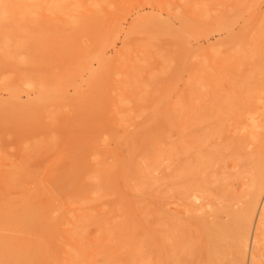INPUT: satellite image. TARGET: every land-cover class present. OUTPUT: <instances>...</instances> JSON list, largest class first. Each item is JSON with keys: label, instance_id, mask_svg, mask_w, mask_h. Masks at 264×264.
<instances>
[{"label": "rangeland", "instance_id": "374dc122", "mask_svg": "<svg viewBox=\"0 0 264 264\" xmlns=\"http://www.w3.org/2000/svg\"><path fill=\"white\" fill-rule=\"evenodd\" d=\"M263 15L264 0H0V171L7 172V179L0 183V264H167V244L171 243L167 242V233L181 240L173 243L172 247L178 243H190V252L187 245L181 251L177 250L179 245V248L173 249L179 253L184 251L182 257L177 253L181 258L180 264H213L214 259L208 255L210 252H215L214 258L217 260L218 257L221 264L237 263L240 257L232 244H236L237 235L234 233L238 228L235 229L237 226L227 223V220H230V212L236 213L237 209L239 211L244 207V201L246 203L249 198L246 193L251 191L250 186L254 183L252 180L258 182L259 171L264 170L263 136V142L259 139L254 143L255 147L250 145L249 139L248 144L243 140L248 138L249 122L262 118L257 115L259 112L254 116L257 105L260 106L258 101L262 99L256 100L250 95H254L256 90V98L264 95V88L261 91L258 86L260 81L255 82L257 78L261 80L259 76L262 73L261 78L264 77V72H261L264 64L259 70V60V66L253 70L261 72L258 71L260 75L257 77L256 74L257 78L252 75L257 84L254 86L253 83V87L258 86L259 89L252 90L248 84L253 82V78L246 72L245 80L241 73L245 72L242 71L244 68L248 70V63L245 65L247 48L245 50L244 47L249 38L260 39L258 43L263 44H259L261 48L255 56L262 53L264 56ZM227 36L228 39L232 37L229 40L234 38L232 42L236 45L228 43ZM237 42L245 43L242 44L243 50L239 47L241 43L237 45ZM245 55L243 62L241 57ZM221 60L225 62L221 63ZM228 63H231V68L241 64L236 71L234 69V73L239 74L237 78L232 73L233 69L230 72ZM250 72L252 74V70ZM235 80L240 84L239 92L233 90L237 89ZM240 81L246 84L249 81L246 85L247 89L250 87L248 96L245 94L247 90L243 89L245 85ZM217 88L219 94L224 92L220 90L223 88L226 92L233 90L234 95H231L233 91L228 92L230 95L224 92L223 95L228 98L223 99L215 93ZM60 90L67 93L64 102L57 100L56 110L44 111V100ZM75 91L80 93L82 100H87L88 108L84 107L88 109V116L84 117L85 114L82 118L86 122L74 115L77 110L73 105L79 101ZM239 94L252 98L245 100L247 97ZM237 95L242 104L245 100L244 108L240 102L231 106L236 100L233 96ZM221 100L223 110L217 107ZM249 101L253 106L250 107L252 104ZM260 103L263 104V100ZM17 105L24 107L23 119L17 118ZM204 107L206 115H203L207 118L202 119L203 109H200ZM224 108L227 112L221 114L225 112ZM79 112L84 113L82 110ZM227 114L232 120L227 118ZM197 116L201 123L208 120L212 122L210 126L218 127V135L213 128L216 132L209 135L206 142L202 141L205 138L203 132L209 124L198 122L200 126H197ZM54 118L58 123L52 121ZM250 118L258 120L251 121ZM192 120H196V128L192 126L194 122L189 123ZM75 121H79L80 125L77 126ZM183 121L195 128L192 134L185 133L189 125L185 128ZM74 122L76 125L72 126L75 128L71 126ZM70 126L74 129L65 130L71 129ZM202 126L204 136L197 131ZM208 128L206 133L211 131ZM263 131L259 132L264 134ZM183 133L194 140L202 136L199 139L205 142L204 148L207 147L206 151L210 152L209 158L205 150L200 151L197 139L190 141L201 152H197L200 162L208 164L204 162L200 167L202 164L199 163L202 169H197L202 172L198 171L193 177L187 174V178L197 179L194 180L197 185H204L205 189L198 186L200 190H205L202 196L206 190L212 192L209 198L216 201L208 200V193L204 197L207 196L205 199L215 208L209 205L197 213H191L186 208V214L184 199L181 198L183 201L177 206L181 201L174 195L177 188L171 186L169 190L167 187L171 180H175L173 173L177 174L175 169L172 170L176 167L174 164L179 166V163L185 162L186 152H182L185 155L179 152L183 150L179 141L186 146L189 138ZM181 135H184L185 144L181 142ZM228 139L234 140L233 143ZM93 141H96L95 144ZM262 143L263 146L259 147ZM189 144L187 146L191 149ZM184 149L187 151L189 148ZM178 152L185 157L180 158ZM176 159L180 162H174ZM206 159H210L211 163ZM151 163H154L153 169L147 168ZM184 166L182 171L186 170ZM192 168L194 171L195 168ZM178 186L180 189L181 186ZM187 186L184 188L188 189ZM223 196L227 197L226 202V198L217 200ZM257 204L259 207L256 206L252 217L248 248L241 264H264V187ZM216 205L220 212L216 210ZM223 206L230 209L223 211ZM213 211H218V218L212 217ZM179 218L183 224L186 223L183 229L177 225ZM195 221L200 224L196 228L201 233L192 228L191 224H196ZM213 222H221V226L227 223L229 230L220 233L222 236L214 237L209 233ZM187 224H190L191 230L186 227ZM201 234L208 236L209 240L205 241ZM207 242L209 245L215 242L212 243L214 246L210 245L212 251L210 246L207 247L210 251L205 248ZM203 249L206 259H213L210 263H207L210 260L204 261L206 255ZM216 252L222 256L219 257ZM171 257H168V264ZM193 258H196L195 261ZM175 261L172 263L176 264Z\"/></svg>", "mask_w": 264, "mask_h": 264}, {"label": "bare ground", "instance_id": "6f19581e", "mask_svg": "<svg viewBox=\"0 0 264 264\" xmlns=\"http://www.w3.org/2000/svg\"><path fill=\"white\" fill-rule=\"evenodd\" d=\"M249 1H250V0H249ZM253 13H254V12H253ZM259 13H260V12H259ZM262 13H263V12H262ZM262 17L264 18V15H263ZM250 21H251V20H250ZM263 21H264V20H263ZM263 21H261L262 24H263ZM246 22H247V21H246ZM248 22H249V19H248ZM253 24H254V21H253ZM253 24H252V25H253ZM262 24H261V25H262ZM259 26H260V25H259ZM230 27H231V26H230ZM252 27H253V26H252ZM263 28H264V25H263ZM263 28H261V30H262ZM226 29H227V27H226ZM232 29H233V28H232ZM256 29H257V28H256ZM257 30H258V29H257ZM228 31H229V30H228ZM231 31H232V30H231ZM240 31H241V30H240ZM249 31H250V29H249ZM258 31H260V30H258ZM263 32H264V29H263ZM263 32H262V33H263ZM236 33H237V32H236ZM243 33L246 34L244 31H243ZM247 33H248V31H247ZM260 33H261V32H260ZM244 34H242L243 37H244ZM248 34H249V33H248ZM255 34H256V33H255ZM257 34L259 35V33H257ZM227 35H228V33H227ZM231 35H232V34H231ZM246 35H247V34H246ZM260 35H261V34H260ZM260 35H259V36H260ZM229 36H230V35H229ZM229 36H227V39H228ZM256 36H257V35H256ZM259 36H258L257 38H259ZM243 37H242V38H239L240 41H242ZM249 37H250V36H249ZM260 37H261V36H260ZM231 38H232V37H230L229 39H231ZM244 38H245V37H244ZM261 38H262V37H261ZM263 38H264V37H263ZM229 39H228V40H229ZM246 39H247V38H246ZM246 39H245V40H246ZM249 39H250V38H249ZM249 39L247 40V42H246L247 44H246L245 47L242 45L244 42H243V43H242V42H239V43H241V46H239L241 50H243V47L245 48V50H246V48H247V53H246V54H247V58H246V59H247V62L245 61V65L247 66V63H248V70H247V71H246L247 68H244V67H243L244 69L242 68V69H243L242 71L245 70V72H244L245 74H244L243 72H241V71H240V72L242 73V76H243V77H244V75H247V74H248V75H251V79H252V78L254 77V75H255V77H256V74H257V77H258V76L260 75L261 72H264V70L261 71V72L259 71V70L264 66V65H263V64H264V59H263L264 56H262L263 53H262V55L258 54V56H259V55L261 56V57L259 56L260 58H259L258 56H255L257 53H259V47L261 48L260 45H261L262 42H261V43H258V41H259L260 39L257 40L255 37H252V40H249ZM237 40H238V39H235V41H237ZM262 40H263V39H262ZM232 41H234V38H233V40H229V42H228V41H227V42H228V43H233V44H235V43L232 42ZM239 43L237 42V45H238ZM259 44H260V45H259ZM262 44H263V43H262ZM235 45H236V44H235ZM244 45H245V43H244ZM242 46H243V47H242ZM241 47H242V48H241ZM226 48H227V47H226ZM256 52H257V53H256ZM262 52H263V50H262ZM242 53H243V52H242ZM234 54H235V53H234ZM234 54H233V55H234ZM244 57H246V55L241 57L242 60H243ZM257 57H258V58H257ZM262 57H263V58H262ZM232 58H235V57H232ZM232 58H231V59H232ZM227 60H228V59H227ZM242 60H241V61H242ZM259 60H260L261 66H260V68H259L258 71H259L260 73H259L258 71H253V70L256 69L255 67L259 66V65H258ZM221 61H222V60H221ZM229 61H231L230 58H229ZM241 61H240V62H241ZM223 62H225V61L223 60L221 63H223ZM226 62H227V61H226ZM238 62H239V61H238ZM243 62H244V60H243ZM262 63H263V64H262ZM242 64H243V66H244V63H242ZM217 65H218V64H217ZM239 65L241 66V64H238V65H237V68H238ZM262 65H263V66H262ZM219 66H220V65H219ZM223 66H224V64H223ZM228 66H230V68H229ZM228 66L226 65V67L229 68L230 72H231V70L233 69V70H232V73H234V69H235V71L237 70V68L235 67L236 64H235V66L232 65V68H231V63H230V65H229V63H228ZM246 66H245V67H246ZM226 67H224V69H228V68H226ZM233 67H234V68H233ZM220 68H221V67H220ZM263 68H264V67H263ZM216 69H218V67H217ZM251 70H252V74H249V73H251V72H250ZM261 70H262V69H261ZM224 71L226 72V70H224ZM224 71H223V72H224ZM228 72H229V71H228ZM246 72H247V74H246ZM248 72H249V73H248ZM253 73H254V74H253ZM234 74H235V75H234V77H235V76L238 74V72H237V74H236V73H234ZM229 75H230V74H229ZM231 75H232V74H231ZM231 75H230V76H231ZM252 75H253V77H252ZM224 76H225V75H224ZM227 76H228V75H227ZM238 76H239V74H238ZM240 76H241V75H240ZM242 76H241V77H242ZM261 76H263V73H262ZM261 76H259L261 80H259L257 77H256V78H257L256 81L254 80L255 78L252 79V80H253V82L251 81V82H252V83H251L252 86H251L250 83L248 84V82L250 81V80H249L250 78L248 79L249 81H247V84L250 85V87L252 88V90L259 89V88H260V90H261L262 88H264V82H263V81H264V79H263L264 77L261 78ZM231 77H232V76H231ZM231 77H230V79H231ZM243 77H242V78H243ZM223 78H224V77H223ZM227 78L229 79V77H227ZM236 78H237V76H236ZM242 78H240V80H241ZM244 78H245V77H244ZM208 79H209V78H208ZM228 79H227V80H228ZM233 80H234V79H233ZM237 80H239V79H237ZM245 80H247V78H245ZM215 81H217V80H215ZM220 81H221V80H220ZM222 81H224V79H223ZM222 81H221L220 83L223 84ZM225 81H226V80H225ZM225 81H224V82H225ZM228 81H229V80H228ZM231 81H232V80H231ZM254 81H255V82L260 81L259 84L261 83V85L258 84L259 88H258V86H257V88H256V87H253V85L255 84ZM209 82H210V81H209ZM213 82H214V81H213ZM235 82L238 83V81L235 80V81H234V84H236ZM240 82L242 83V81H240ZM215 83H216V82H215ZM244 83H245V82H244ZM244 83H242V85H245L243 89H244V90H245V89L247 90V92L245 93V91H244V93L247 94L248 91H249L248 89H249L250 87L248 86V89H247V86H246L247 84H246V83L244 84ZM253 83H254V84H253ZM257 83H258V82H257ZM231 84H233V83H231ZM231 84H230V85H231ZM215 85H216V84H215ZM227 85H228V84H227ZM238 85H240V84L238 83V84L236 85V86H237V87H236L237 89H233V90H236V91L240 90V88H239ZM256 85H257V84H255L254 86H256ZM216 86H217V85H216ZM218 86H219V85H218ZM220 86H221V84H220ZM202 87H203V85H202ZM221 87H222V86H221ZM245 87H246V88H245ZM218 88H219V87H218ZM218 88H217V91L214 90V92L216 91L215 93H216L218 96H220V97L223 96V99L226 98L227 96H225V94L223 95V93L226 92L225 89L220 88V90H223L224 92L220 91L222 94H219V93H218V92H219V89H218ZM238 88H239V89H238ZM253 88H255V89H253ZM204 89H205V87H204ZM204 89H203V90H204ZM206 89H207V88H206ZM231 89H232V88H231ZM233 90H232V91H233ZM232 91L230 90V91H228V92H232ZM256 91H257V90H256ZM256 91H254L255 93L253 92L254 95L252 94V95H250V96L254 97L256 100L262 99V100H263V104L260 103V101H262V100L258 101L260 106L257 105L256 112L254 111V109H252V111H253V113L255 112L254 116L256 115L257 112H259V114H257V115H259V116L262 117V118L260 119L258 116H257V117L259 118V120H258V118H257V119H254V120H253L252 118H250V120L252 119L253 121H255V120H258V121H257V122H252V123L249 122V124H250V125H249V129H247V130H248V136H247L246 134L244 135L245 137L247 136L248 138H247V139H246V138H243L244 141L246 140L245 142H246L247 144H248V139H249V141H250V145H253L252 147H255V144H254L255 142H257L259 139L262 140V139L264 138V134L259 132V131L262 132V131L264 130V115H263V114H264V95H263L262 97H260V98H259V97L256 98V95H257V94H256ZM261 91H262V90H261ZM228 92H226V94H229V95H230L231 93H228ZM238 92H239V91H238ZM65 93H66V92L60 90L59 92H55L51 98H47V99L45 98L46 100H44V103H43V110H44V111L56 110L55 107L57 108V105H58L57 100H59V101H63V100H65V99H64V97H65ZM215 93L212 92L211 94H214V96H216ZM251 93H252V92H251ZM251 93H249V94H251ZM258 93H259V92H258ZM66 94H67V93H66ZM74 94H75V96L78 97L77 100H79V101L76 102V100H75V102H76L77 105H75V104L73 105V104L71 103V104L73 105V107L75 106V109L77 110V111L75 112V114H74V113H73V114H74L76 117H78L79 119L84 120V119H82V118H83V115L86 114V115L84 116V117H86V118H87V116H88V115H87L88 112H86V111H88V109H87V108H88V107H87V106H88V104H87V100H86V98H84V96H83L84 99L82 100V98H81V96H80V93L77 92V91H75ZM74 94H73V95H74ZM207 94H208V93H207ZM237 94H238V93H237ZM255 94H256V95H255ZM263 94H264V93H263ZM54 95H55V96H54ZM231 95H234V91L232 92ZM239 95L241 96L242 94H239ZM239 95H237V97L233 96V97L237 100V103H236V100H235V101H234V102H235V105H234V102H232V103H233L232 105H231V102H230V103H228L229 106H230V105H231V106H236V104L238 105V103L240 102V96H239ZM259 95H260V94H259ZM69 96H70V95H69ZM71 96H72V95H71ZM214 96H213V97H214ZM224 96H225V97H224ZM242 96H245V95H242ZM242 96H241V97H242ZM247 96H248V94H247ZM247 96H245V97H247ZM250 96H249V97H250ZM208 97H211V95H209ZM208 97H207V100H208ZM216 97H217V96H216ZM238 97H239V99H238ZM245 97H244V98H245ZM252 97H250V98H252ZM67 98H68V97H67ZM70 98H71V97H70ZM70 98H69V99H70ZM211 98H212V97H211ZM227 98H228V97H227ZM250 98L247 97V99H245V100H249ZM71 99H72V98H71ZM74 99H75V97H74ZM74 99H72V100H74ZM209 99H210V98H209ZM215 99H216V98H215ZM215 99L212 98V100H214V101H215ZM229 99H230V98H229ZM85 100H86V101H85ZM207 100H206V103L208 102ZM227 100H228V99H227ZM231 100H232V96H231ZM238 100H239V101H238ZM241 100H242V98H241ZM243 100H244V99H243ZM245 100H244V103H245ZM251 100H253V99H251ZM256 100H255V103H256ZM84 101H85V102H84ZM210 101H211V100H210ZM210 101H209V103H210ZM216 101H217V99H216ZM228 101H230V100H228ZM63 102H64V101H63ZM63 102H61V104H62ZM82 102H83V103H82ZM222 102H223V100L220 101V103H221V104H219L220 106H217L218 108H220V110L223 108V106H222L223 103H222ZM241 102H243V101H241ZM241 102H240V103H241ZM249 102H250V101H249ZM65 103L68 104V102H65ZM79 103H82L83 105H82V104L79 105ZM85 103H86V104H85ZM211 103H212V102H211ZM211 103H210V105H211ZM213 103H214V102H213ZM225 103H227V102H225ZM225 103H224V106H225ZM244 103H243V104L241 103V104L243 105V108H244V105H246V104H244ZM250 103H251V102H250ZM59 104H60V103H59ZM228 104H227V105H228ZM241 104H240V105H241ZM251 104H252V105H250V107L253 106V103H251ZM261 104H262V107H261ZM208 105H209V104H208ZM213 105H214V104H213ZM215 105H216V104H215ZM84 106L87 107V108H85ZM221 106H222V107H221ZM61 107H63V106H61ZM61 107H60V108H61ZM66 107H69V106H66ZM78 107H80V109H79ZM82 107H84V108H82ZM217 107L215 106V108H217ZM241 107H242V106H241ZM247 107L250 109L249 105H248ZM70 108H71V107H70ZM81 108H82V109H81ZM206 108H207V107H206ZM213 108H214V106H213ZM231 108H232V107H231ZM234 108H235V107H234ZM243 108H241V109H243ZM245 108H246V106H245ZM254 108H255V107H254ZM202 109H203V110H202ZM204 109H205V107L200 109V110H202V111H201L202 114L199 112V113L201 114L202 119H203V117H204V118H207V116H204V115H203V114L205 113ZM226 109H227V108H226ZM226 109L224 108L225 112L223 111L221 114H223V113L226 114V112H227ZM228 109H230V108H228ZM238 109H239V108H238ZM58 110H59V109H58ZM78 110H79V111L82 110V111H84V113L82 114L81 112H79V114H80V115H79V114H78ZM200 110H199V111H200ZM218 110H219V109H218ZM222 110H223V109H222ZM234 110H235V109H234ZM15 111L17 112V114H16V115H17V118L19 117L20 119H23L22 117H24V115H23L24 107H22L21 105H17L16 108H15ZM44 111H43V112H44ZM206 111H207V110H206ZM211 111H212V109H211ZM231 111H233V110L231 109ZM243 111H244V109H243ZM245 111H246V109H245ZM250 111H251V110H250ZM252 111H251V112H252ZM55 112H56V111H55ZM55 112H54V113H55ZM72 112H73V109H72ZM209 112H210V110H209ZM209 112H208V113H209ZM212 112H213V111H212ZM214 112H216V111H214ZM237 112H239V110H237ZM246 112H247V111H246ZM248 112H249V111H248ZM216 113H217V112H216ZM216 113H215V115H216ZM231 113H232V112H231ZM240 113H241V112H240ZM240 113H239V114H240ZM45 114H47V113H45ZM45 114H44V115H45ZM51 114H52V113H51ZM81 114H82V116H81ZM194 114H195V113H194ZM197 114H198V113H197ZM209 114H210V113H209ZM237 114H238V113H237ZM246 114H247V113H246ZM250 114H252V113H250ZM78 115H79V116H78ZM186 115H187V114H186ZM205 115H206V113H205ZM228 115H229V114H227V118L229 117ZM243 115H244V114H243ZM47 116H48V115H47ZM47 116H46V117H47ZM49 116H50V115H49ZM58 116L60 117V115H58ZM80 116H81V117H80ZM213 116H214V115H213ZM222 116H223V115H222ZM254 116H253V117H254ZM50 117H51V116H50ZM54 117H55V114H54ZM71 117H72V116H71ZM191 117H192V116H191ZM201 117H199V118H201ZM214 117H215V116H214ZM19 118H18V119H19ZM196 118H197V119H196ZM196 118H195V119L197 120V123L199 122L201 125H204V124H206V123L209 124L208 126H206V130H207V127H209V128L211 129V131H210L209 128H208V130H209L208 133H209V134L206 133V130L204 131L203 126H202L201 129L199 128L200 130H197V129H196L197 131L200 132V133L198 132L200 135L203 134V133H205V136H204V134L202 135V136L205 137V138L201 139L202 141L205 140L206 138L208 139V136H209V135H212V133H215V132H216L215 130H217L216 134L218 135V133H219V132H218V129H217L218 127L214 128L212 125L210 126V124H211L212 122L209 123L210 121L208 122V120L206 119V120H207L206 123H205V121H203V122H204V124H203V122L201 123L202 120H201V119H198V116H197ZM208 118H209V120L211 119L209 115H208ZM216 118H217V117H216ZM220 118H221V117H220ZM229 118H230V117H229ZM47 119H48L47 121H49V117H48ZM55 119H57V118H54V120L52 119V121H55ZM50 120H51V118H50ZM68 120H69V119H68ZM196 120H194V121H196ZM230 120H232V119L230 118ZM230 120H228V121L230 122ZM252 120H251V121H252ZM57 121H58V120H57ZM57 121H55V122H57ZM73 121H74V119H73ZM84 121H85V120H84ZM194 121H193V120H192L191 122L189 121V123H192V122H194ZM214 121H215V119H214ZM217 121H218V120H217ZM217 121L215 122L216 124H217L220 120H219L218 122H217ZM243 121H244V120H242V122H243ZM50 122H51V121H50ZM75 122H76V121H75ZM75 122H74V124L71 123V126H72V125H76V123L78 124L77 126L80 125V124L78 123L79 121L76 122V123H75ZM85 122H86V121H85ZM220 122H221V124H222V121H220ZM236 122H237V120H236ZM242 122H241V123H242ZM244 122H245V121H244ZM53 123H54V122H53ZM57 123H58V122H57ZM57 123H56V124H57ZM80 123L83 124L82 121H80ZM185 123H186V124H185ZM189 123L187 124V121H183V124H185L184 127L187 128V126L189 125V126H188V128H189V127H190V124H189ZM197 123L194 122V125H193V123H192V126H194L195 128H196L197 126H200L199 123H198V125H197ZM215 123H214V124H215ZM232 123H233V122H232ZM51 124H52V123H51ZM69 124H70V123L67 124L68 127H69ZM180 124H181V123H180ZM219 124H220V123H218L217 125H219ZM84 125H85V124H84ZM195 125H197V126H195ZM235 125H237V124H235ZM63 126H64V128L66 127V125H64V124H63ZM63 126L60 125V127H61L62 129H64ZM71 126H70V127H71ZM181 126H183V125L181 124ZM219 126H220V125H219ZM223 126H224V125H223ZM233 126H234V125H233ZM233 126H232V127H233ZM72 127H74V126H72ZM72 127H71V129H67V128H66L65 130H72V129L75 128V127H74V128H72ZM211 127H212V128H211ZM188 128H187V130H190V129L193 128V127H190V129H188ZM195 128H193V129H192L191 131H189V132H187V130H186L185 133L192 134V133L194 132L193 130H195ZM213 128H214L215 130H213ZM221 128H222V126H221ZM235 128H236V126H235ZM240 128H241V127H240ZM202 129H203V130H202ZM201 130L204 131V132L201 133ZM212 130H213V132H212ZM227 130H228V129H227ZM234 130H235V129H234ZM73 131H74V130H73ZM182 132H183V131H181V134H182ZM191 132H192V133H191ZM222 132L224 133V129H222ZM263 132H264V131H263ZM0 133H1V131H0ZM2 133L4 134V132H2ZM185 133H183V134H185ZM223 133H222V135H224ZM236 133H237V132H236ZM245 133H247V131H246ZM189 134H188V136H187L186 134H185V135H186L187 138H189V139L187 140V145H188V143H190L191 146H192V147H191L192 150L190 149V146H187V145L185 146V145H183V144L181 145V143H180V141H179V144H180V147H181L180 149L183 148V150H179V152H180V151H181L180 153H182V152H186V155H185V153H182V154H184V155L186 156V158H184V161H185V162H183V161L181 160L182 162L179 163V164H181V165L178 166V163H177L176 165L174 164V166H176V167H174V168L171 167V168H173L172 170L175 169V170H174L175 173H177V174L179 173L180 175H183V176H182L183 178H182L181 176L179 177V175L173 173L172 177L175 179V180H174L175 182L172 181V180L169 182V180H168V182L170 183V185H167V187L169 186V187H168L169 190H170V187H171V186H173V189H175V188L178 189V188H179L178 185L181 186V187H180L181 191H180V189H178L179 191L176 192V190H177V189H176V190L174 191L175 194H174V193H173V194L176 195L175 197L178 196L177 199L180 198V200H181V201H180V204L177 203V206H178V205H181V202L183 201L182 199H184V201H183V203H185V209H184V211L186 212V214H187L186 208H188L189 211H190L191 213H194V212L197 213V211L205 210V209H204L205 207H209V205H212L211 203H209V202L207 201V199H208V200H209V199L211 200V198H209V195H210L212 192H209L208 190H206V191H207L206 193H208V198L205 199V198L207 197V196L204 197V196L206 195V193H205L204 196H202V195H203L202 193H204V191H205V190H203V189H205V187H203L204 185H203L202 183H200V185L202 184L201 186L197 185V183L194 181V180H197V179H194V180H193V178H192L193 176H195V174H196L198 171H199L198 173L202 172V170L200 171V170H198V169H199L201 166L203 167V164H204V162H205V161H203V162L201 161V162H200L199 157H197V156H198V153H197V152H200V151H204V150H205V152L207 153V157H208V155H209L210 152L208 153V152L206 151V150H207V147H206V149L204 148L206 140H205V142H202V141L199 139V138H202V136H201V137L199 136V138L196 137L195 140H194L193 138H190V137H189ZM206 134H207V135H206ZM216 134H215V135H216ZM262 134H263V135H262ZM213 135H214V134H213ZM215 135H214V137H215ZM217 135H216V136H217ZM183 136H184V135H183ZM183 136L181 135L180 137L182 138ZM190 136H191V135H190ZM196 136H197V134H196ZM261 136H263L262 139H261ZM191 137H193V135H192ZM194 137H195V135H194ZM212 137H213V136H212ZM223 137H224V136H223ZM220 138H221V137H220ZM224 138H226V137H224ZM231 138H232V136H231ZM233 138H234V137H233ZM183 139H184V138H182L181 142H183V143L185 144L186 140H183ZM192 139H193L194 141H197V140H198L196 143L200 144V145H199V147L201 146L200 151H197V150L195 149L194 144L190 142ZM196 139H197V140H196ZM235 139H236V138H234V140H235ZM241 139H242V137H241ZM219 140H220V139H219ZM225 140H226V139H225ZM229 140H230V139H228L227 141H229ZM234 140H233V141H234ZM238 140H239V139H238ZM243 140H242V141H243ZM0 141H2V140H0ZM188 141H189V142H188ZM199 141H200L201 143H199ZM220 141H221V140H220ZM230 141H231V140H230ZM233 141H231V143H233ZM240 141H241V140H240ZM93 142H94V144H95L96 141H93ZM218 142H219V141H218ZM237 142H238V141H237ZM259 142H260V141H259ZM262 142H263V140H262ZM202 143H203V145H202ZM214 143H215V142H214ZM221 143H222V141H221ZM224 143H225V141H223V144H224ZM231 143L229 144L230 146H232ZM235 143H236V142H235ZM260 143H261V142H260ZM190 144H189V145H190ZM192 144H193V145H192ZM198 144H197V145H198ZM207 144L209 145L208 142H207ZM217 144H219V143H217ZM244 144H245V143H243V145H244ZM257 144H258V143H256V145H257ZM211 145H212V144H211ZM213 145H214V144H213ZM225 145H226V144H225ZM182 146H183V147H182ZM215 146H217V145L215 144ZM220 146H221V145H220ZM233 146H236V145H233ZM240 146H242V145L240 144ZM245 146H246V145H245ZM261 146H263V143H262L261 145L259 144V147H261ZM186 147H187V149L189 148V149L187 150V151L189 152V155H188V152L184 149V148H186ZM221 147H222V146H221ZM223 147H224V145H223ZM259 147L257 146V149H258ZM202 148H204V149H202ZM218 148H219V147H218ZM236 148H237V146H236ZM240 148H241V147H240ZM194 149L196 150V152H194V151H195ZM232 149H233V148H232ZM221 150H222V149H221ZM221 150H220V151H221ZM243 150H244V149H243ZM252 150H253V149H252ZM259 150H260V149H258V152H260ZM261 151H263V150L261 149ZM179 152H178V154H179L180 158L185 157L184 155L182 156V154L180 155ZM241 152H242V151H241ZM194 153L197 154L195 157H194V155H195ZM223 153H224V151H223ZM236 153H237V152H236ZM245 153H246V152H245ZM245 153H244V154H245ZM256 153H257V152H256ZM263 153H264V152H262V154H263ZM178 154H177V155H178ZM200 154H201V152H200ZM211 154H212V152H211ZM221 154H222V152H221ZM227 154H228V153H227ZM229 154H230V153H229ZM253 154H254V153H253ZM260 154H261V153H260ZM223 155H224V154H223ZM256 155H257V154H256ZM263 155H264V154H263ZM173 156H174V155H173ZM181 156H182V157H181ZM188 156H190V157H188ZM201 156H204V154L201 155ZM225 156H226V155H225ZM238 156L240 157V155H238ZM257 156L259 157V153H258ZM257 156H256V157H257ZM260 156H261V155H260ZM187 157H188V158H187ZM221 157H222V156H221ZM221 157H220V158H221ZM241 157H242V156H241ZM241 157H240V158H241ZM172 158H173V157H172ZM177 158H179V157H177ZM191 158H192V159H191ZM193 158L197 159L199 162H198V161L196 162V160H194ZM200 158H201V157H200ZM209 158H210V155H209ZM222 158H223V157H222ZM222 158H221V159H222ZM224 158H225V157H224ZM233 158H234V157H233ZM259 158H260V157H259ZM182 159H183V158H182ZM185 159H186V160H185ZM187 159H188V160H187ZM215 159H217V158H215ZM227 159H229V158H227ZM256 159H257V158H256ZM261 159H262V156H261ZM177 160H178V162H180L179 159H176L174 162H176ZM191 160H193L192 163L190 162ZM202 160H203V159H202ZM218 160H220V159H218ZM259 160H260V159H259ZM263 160H264V158H263ZM263 160H261V161L263 162ZM186 161H188V163H190V164H188ZM194 161H195L196 163H195ZM206 161H208V160L206 159ZM211 161H212V160H211ZM255 161H256V160H255ZM261 161H260V162H261ZM170 162H171V161H169V163H170ZM174 162L172 161V163H174ZM208 162H210V159H209ZM262 162H261V163H262ZM183 163H187V165L184 164L186 167H185L184 165H182ZM194 163H195V164H194ZM197 163H198V164H197ZM199 163H200V164L203 163V164L200 165V167H199ZM210 163H211V162H210ZM222 163H223V162H222ZM222 163H221V164H222ZM241 163H242V162H241ZM256 163H257V162H256ZM256 163H254V164H256ZM261 163H259V164H261ZM153 164H154V163H151L150 166H147V168L149 167V169H151V167L153 166ZM191 164H192V165L194 164L196 167H195L194 165L192 166ZM196 164H197V165H196ZM207 164H208V163L205 162V165H207ZM171 165H172V164L170 163L169 166H171ZM188 165H189V168H187ZM211 165H212V164H211ZM223 165H224V164H223ZM183 166L186 168V170H187L189 173L185 172L186 170H185V171H182V170H184V169H182ZM197 166H198V167H197ZM241 166H242V165H241ZM241 166H239V167H241ZM246 166H247V165H246ZM250 166H251V165H250ZM256 166H257V165H256ZM177 167H178V169H177ZM181 167H182V168H181ZM192 167H194V168L196 169V171H195V169H194V171H193V168H192ZM251 167H252V166H251ZM258 167H259V166H258ZM262 167H263V166H262ZM168 168H170V167H168ZM190 168H191L192 170H191ZM197 168H198V169H197ZM230 168H231V167H230ZM247 168H248V166H247ZM259 168L262 170L261 166H260ZM149 169H147V170H149ZM152 169H153V167H152ZM180 169H181V170H180ZM200 169H202V168H200ZM221 169H222V168H221ZM239 169H241V168H239ZM179 170H180L181 172H183V173L185 172L186 176H184L185 174H181V172H179ZM242 170L244 171L243 168H242ZM247 170H248V169H247ZM192 171H193V172H192ZM220 171H221V170H220ZM250 171H251V170H250ZM194 172H195V173H194ZM208 172H209V169H208ZM223 172H224V171H223ZM244 172H245V171H244ZM244 172H243V173H244ZM251 172H252V171H251ZM169 173H171V170H170ZM193 173H194V175H193ZM219 173H220V172H219ZM243 173H240V174L243 175ZM259 173H260V176H259V178H258V179H259L258 182H255V180H252V181H254V183H252V185L250 186V187L252 188L251 191H249L250 189L248 190L249 192L246 191V192H247L246 194H247V195L249 194V196H248L249 198H248V200H246V201H247L246 203H245V201H244V207H243L241 210H239V211H238V209H237L238 212L236 211V213H235V211L232 210L234 213L230 212V213H231V214L229 215V216H230V220H227V223L231 222V224L233 223V225L237 226L236 228L233 226L235 229L238 228V231L234 233L235 236L237 235V237L235 238V240H236V244H235V245L232 244V246H234V250L236 251V253H237L238 256L240 257V259H239V261L237 260L238 262H237V263H234V264H241V261L243 260V258H245L244 256H245L246 250H247V248H248V242H249V241H248V238H249V237H248V234H249V227H251L250 224H251V221H252V217L254 216V215H253V214H254V211H256L255 208H256V206H258L257 202H258V200H259V198H260V195H261V193H262V191H263V187H264V170H263L262 172L259 171ZM259 173H258V174H259ZM6 174H7V172H5L4 170H1V171H0V183H1V182L3 183V181H5L4 179L7 177ZM187 174H188V176H190L189 174H191L192 177H189V178H192V179L187 178V177H188ZM201 174H202V173H201ZM204 174H205V173H204ZM208 174H209V173H208ZM213 174H214V173H213ZM220 174H221V173H220ZM224 174H225V173H224ZM249 174H250V172H249ZM196 175H197V174H196ZM250 175H251V174H250ZM167 176L170 177V174H168ZM176 176H177V177H176ZM199 176L201 177L200 174H199ZM204 176H205V175H204ZM206 176H207V174H206ZM206 176H205V177H206ZM219 176H220V175H219ZM233 176H234V175H232V176H230V177L232 178ZM247 176H248V175H247ZM200 177H199V178H200ZM214 177H215V175H214ZM235 177H236V176H235ZM240 177H241V175H240ZM252 177H253V174H252ZM180 178H182V179L180 180ZM185 178H187L186 182L189 180L187 183L184 182V181H185ZM197 178H198V177H197ZM6 179H7V178H6ZM178 179H179V180H178ZM226 179H227V178H226ZM232 179H233V178H232ZM177 180L180 181V182L178 183ZM182 180H183V181H182ZM191 180H192V182H190ZM223 180H224V179H223ZM247 180H248V179H247ZM193 181H194L195 183H194ZM219 181H220V180H219ZM168 182H167V183H168ZM173 182H174V183L177 182V183L174 184ZM183 182H184V183H183ZM189 182L193 184V186H194V187L192 186L193 188L191 187L192 184L190 185ZM171 183H172V185H171ZM182 183H183V184H182ZM207 183H208V182H207ZM222 183H223V182H221V185H222ZM249 183H250V182H249ZM198 184H199V183H198ZM225 184H226V183H225ZM231 184H232V183H231ZM246 184H247V183H246ZM176 185H177V186H176ZM183 185H184V186H183ZM186 185H188L187 187H188V189H189L190 191H189L187 188H186V189H187L188 191H186V189L184 188ZM196 185H197V186H196ZM211 185H212V184H211ZM249 185H250V184H249ZM198 186L201 187V188L203 187V189L200 190V188H199ZM190 187H191L192 189H190ZM221 187L223 188V186H221ZM221 187H220V188H221ZM245 187H246V186H245ZM250 187H249V188H250ZM215 188H216V187H215ZM173 189H172V190H173ZM182 189L184 190V192H182V191H183ZM212 189H213V188H212ZM191 190H192V191H191ZM202 190H203V192H201ZM221 190H223V189H221ZM211 191H212V190H211ZM216 191H217V190H216ZM167 192H168V191H167ZM178 192H179V193H178ZM180 192H181V193H180ZM185 192H187V193H185ZM189 192H190V193H189ZM198 192H199V193H198ZM178 194H180V196H179ZM182 194H183V195H182ZM185 194H186V195H185ZM222 194H224V192H223ZM246 194H244V196H245ZM174 195H173V198H175ZM184 195H185V196H184ZM216 195H217V194H216ZM216 195H215V196H216ZM225 195H227V194L225 193ZM210 196H212V195H210ZM213 196H214V194H213ZM228 196H229V195H228ZM169 197H171V195H170ZM216 197H219V196H216ZM229 197H230V196H229ZM232 197H233V196H232ZM173 198H172V199H173ZM181 198H182V199H181ZM223 198H224V199L226 198V199H225V202H226V201H227V197H226V196H223V197L217 198V200H218V199H219V200H222ZM239 198H240V197H239ZM233 199H234V198H233ZM244 199H245V198H244ZM246 199H247V198H246ZM167 200H168V199H167ZM185 200H186L187 202H186ZM205 200H206L207 202H205ZM239 200H241V198H240ZM203 201H204V202H203ZM211 201H212V202H213V201H216V199H215V200H211ZM228 201H230V200H228ZM232 201H233V200H232ZM177 202H179V201L177 200ZM197 202L200 203V204H199V205H196ZM221 202H222V201H221ZM219 203H220V202H219ZM228 203H230V202H228ZM3 204H4V203H3ZM215 204H216V203H215ZM183 205H184V204H183ZM183 205H182V208H184ZM221 205H222V204H221ZM212 207L215 208L213 205L211 206V208H212ZM223 207H224V206H223ZM226 207H227V206H226ZM228 207H229V206H228ZM258 207H259V206H258ZM258 207H257V208H258ZM177 208H178V207H177ZM179 208H181V206H180ZM182 208H181V209H182ZM217 208H218V207H217V205H216V210H218ZM175 209H176V208H175ZM188 209H187V210H188ZM222 209H224L223 211H225V210L228 211V209H230V208L227 209V208L224 207V208H222ZM182 210H183V209H182ZM211 210H212V209H211ZM214 210H215V209H214ZM184 211H183V212H184ZM189 211H188V213H189ZM218 211L220 212V210H218ZM218 211H217V212H218ZM259 211H260V210H259ZM210 212H211V211H210ZM213 212H214V213H212V215H213L212 217H213V218H216V217H217V212H216V211H213ZM181 213H182V212H181ZM186 214L184 213V216H186ZM199 214H201V213H199ZM204 214H205V213H204ZM218 214H219V213H218ZM255 214H256V213H255ZM180 215L183 217V213L180 214ZM180 215H178V216H180ZM189 215H191V214H189ZM181 216H180V217H181ZM192 216H193V214H192ZM205 216H206V215H205ZM205 216H204V217H205ZM196 217H198V216H196ZM200 217H201V215H200ZM200 217H198V218H200ZM206 217H207V216H206ZM208 217H210V216H208ZM208 217H207V218H208ZM185 218H188V217H185ZM190 218H191V217H190ZM190 218H189V219H190ZM192 218H193V217H192ZM202 218H203V216H202ZM202 218H201V221L204 222L203 220H204L205 218H203V220H202ZM210 218H211V217H210ZM217 218H218V217H217ZM189 219H188V221H190ZM195 219H197V218H195ZM193 220H194V219H193ZM199 220H200V219H199ZM205 220H206V219H205ZM211 220H213V219H211ZM224 220H225V219H224ZM185 221H186V220H185ZM188 221H187V222H188ZM196 221H197V220H196ZM196 221H195V222H196ZM213 221L215 222V221H219V220L215 219V220H213ZM180 222H181V223H180ZM191 222H193V221L191 220ZM191 222H190V224H191ZM214 222H213V223H214ZM227 223H226V224H227ZM185 224H186V223H185ZM185 224H183V222H182V221L180 220V218H179V222H178L177 225H180V227L183 229V228H184L183 226H185ZM190 224H187V225H186V227L189 226V227H188L189 230H191L192 228L195 229L196 226L200 225L198 222H196V224H191V225H193V227L190 228V227H191ZM203 224L206 225V223H203ZM208 224H209V223H208ZM218 224H219V223H218ZM218 224H217V223H214L213 225L210 226V228L212 227V230H211V232H209V233L213 234L214 237H216V235H221L220 233H223L224 230H227V229L229 230V228H226L228 225L226 226V224H222V225H224V226H221V222H220L219 225H218ZM231 224H230L229 226H231ZM181 225H182V226H181ZM215 225H216V226H215ZM175 226H176V225H175ZM206 226H208V225H206ZM186 227H185V229H187ZM199 227H200V226H198L197 228H199ZM203 227H204V225H203ZM233 227H232V228H233ZM172 228H173V227H172ZM197 228L195 229L196 232H197L198 230H199V232H200V229L197 230ZM173 229H174V228H173ZM205 229H206V228H205ZM208 229H209V226H208ZM255 229H256V228H255ZM182 231H183V230H182ZM209 231H210V230H209ZM235 231H236V230H235ZM188 232H190V231H188ZM201 232H202V231H201ZM201 232H200V233H201ZM205 232H206V231H203L204 234H206ZM194 233H195V231H194ZM231 233H232V232H231ZM236 233H237V234H236ZM189 234H190V233H188V235H189ZM197 234H198V233H197ZM206 235H207V234H206ZM189 236L191 237V234H190ZM201 236L203 237L204 235L201 234ZM209 236H210V235H209ZM221 236H222V235H221ZM232 236H233V235H232ZM202 237H201L200 239H202ZM227 237H228V235H227ZM212 238H213V237H212ZM183 239H184V238H183ZM188 239H189V238H188ZM204 239H205V241H207L208 236H207V237L204 236ZM219 239H220V238H219ZM252 239H253V237H252ZM197 240H198V238H197ZM208 240H209V239H208ZM212 240H213V239H212ZM235 240L232 239V241H234V242H235ZM170 241H171V243H170V244H167V264H168V257H171V255H172L173 257H174V256L177 257V259H176L175 257H174L173 259H174V261H175V260H179V262H178V261H175V262H177L176 264H180V260H181V258H179L178 255L180 254V257H182V256H181V253H183L184 251L181 252V253H179V252H176V250H175V252H174L173 249H174L175 247H176V248H179V246H180V248L177 249V250H178V251H181V250H183V248L186 249L185 246L187 245V248H188L187 250H189V252H190V250H192L191 247H189V246H190V243H189V245H188V243H187L186 245H185V243H184V245H181V243H178L177 245H175V246L172 247L171 245H173V243L176 244L177 241L180 242L181 240H179L178 238L174 237V235L167 233V242H170ZM186 241L188 242V241H191V240H185L184 242H186ZM213 241H214V240H213ZM217 242H218V241H217ZM234 242H233V243H234ZM193 243H195V242H193ZM193 243H191V245H192ZM199 243H200V242H199ZM199 243H198V244H199ZM204 243H206V242H204ZM204 243H203V244H204ZM212 243H213V242H211L210 245H211ZM214 243H215V242H214ZM214 243H213V244H214ZM219 243H220V241H219ZM219 243H217V247H218V244H219ZM231 243H232V242H231ZM213 244H212V245H213ZM178 245H179V246H178ZM207 245H208V246H207ZM207 245H204V246H205V248L208 250L209 248H207V247L210 246V245H209V242H207ZM170 246L172 247V250H171ZM194 246H195V245H194ZM196 246H197V245H196ZM198 246H200V245H198ZM213 246H214V245H213ZM221 246H222V244H221ZM221 246H220V247H221ZM215 247H216V246H215ZM223 247H224V246H223ZM169 248H170V249H169ZM196 248H197V247H196ZM196 248H195V249H196ZM210 248H211V251H212V247H211V246H210ZM197 249H198V248H197ZM231 249H232V248H231ZM169 250H170V254H169ZM203 250H204V249H203ZM203 250H201V251H203ZM218 250H219V248H218ZM220 250L222 251V248H221ZM171 251H172V252H171ZM209 251H210V249H209ZM209 251H206V252H209ZM213 251H214V250H213ZM189 252H188V253H189ZM191 252H192V251H191ZM197 252H198V251H197ZM175 253H176V254H175ZM177 253H178V255H177ZM204 253H205V250H204ZM211 253H212V254H211ZM214 253H215V252H214ZM214 253H213V252H210V253L208 254V255H210V256L214 259V262H215V263H213V264H216V263H217V264H221V263L219 262L220 260L218 261V257H216L217 260L214 258V257H215ZM223 253H224V251L221 252V254H223ZM173 254H175V255H173ZM183 254H184V253H183ZM195 254H196V252H195ZM198 254H199V253H198ZM202 254H203V253H202ZM216 254H220V252H219V253L216 252ZM221 254L218 255V256L221 257V256H222ZM229 254H230V253H229ZM186 255H187V254H186ZM192 255H193V254H192ZM192 255H191V256H192ZM200 255H201V253L199 254V256H200ZM205 255H206V256H204V257H205V260H204V259H202V260H204L205 262H207L208 260H210V261H208L207 263H210L211 261H213V259H209V258H208V260H207V259H206V258H207V254L205 253ZM199 256H198V258H199ZM230 256H231V255H230ZM183 257H184V256H183ZM188 257H189V256H188ZM192 257H194V255H193ZM223 257H224V256H223ZM232 257H233V256H232ZM178 258H179V259H178ZM185 258H186V257H185ZM185 258H184V260H185ZM173 259H172V257H171V259L169 258L170 264H171L172 262H174ZM195 259H196V258H193V261H195ZM219 259H221V258H219ZM199 260H200V259H199ZM224 260H225V259H224ZM197 261H198V260H197ZM217 261H218L219 263H218ZM232 261H233V260H232ZM234 261H235V260H234ZM221 262L223 263V259L221 260ZM181 263H182V262H181ZM184 263H185V262H184ZM190 263H192V262H190ZM193 263H194V262H193ZM197 263H198V262H197ZM200 263H201V262H200ZM202 263H203V262H202ZM232 263H233V262H232ZM232 263H230V264H232ZM253 263H254V262H253ZM172 264H175V263H172ZM186 264H187V263H186ZM210 264H211V263H210ZM227 264H229V263H227ZM242 264H243V263H242Z\"/></svg>", "mask_w": 264, "mask_h": 264}]
</instances>
